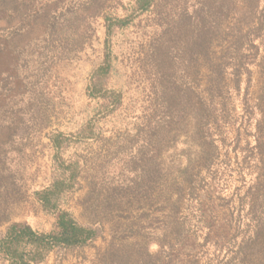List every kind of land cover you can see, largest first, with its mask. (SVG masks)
<instances>
[{"label":"rangeland","instance_id":"1","mask_svg":"<svg viewBox=\"0 0 264 264\" xmlns=\"http://www.w3.org/2000/svg\"><path fill=\"white\" fill-rule=\"evenodd\" d=\"M86 2L52 43L0 51L12 76L0 75V234L54 231L36 192L57 159L75 160L65 177L78 189L59 206L101 234L41 264H264V245L241 251L239 235L264 214V0H155L144 13L134 0L61 5ZM107 17L130 21L115 26L100 75ZM93 83L108 102L89 96ZM53 132L67 136L58 154Z\"/></svg>","mask_w":264,"mask_h":264},{"label":"trees","instance_id":"2","mask_svg":"<svg viewBox=\"0 0 264 264\" xmlns=\"http://www.w3.org/2000/svg\"><path fill=\"white\" fill-rule=\"evenodd\" d=\"M134 1L136 11L140 13L147 12L155 2V0ZM249 1L238 0V4L248 5ZM61 2L63 0H52V2L48 0H0V51L10 52L19 46L28 48L52 43L54 35L64 31L70 22L74 21L73 16L78 17L81 12H85L89 8L88 2H86L88 4L81 3L79 6H70L71 3L62 6ZM253 2L256 3V1ZM226 8L230 11V4ZM244 9L249 11L250 16H253V12L248 6ZM223 11L226 12L224 8ZM129 21V19L116 17L105 18L104 61L97 71L100 75L107 74L111 67V39L115 26L118 28L127 27ZM247 39L238 36L237 42L238 45H241V49L244 48ZM223 64L213 67L215 81L220 80L222 82L227 75L226 67ZM0 75L2 77L7 76L3 78L6 82L10 80L8 77H12L10 71H1ZM239 75L241 76L240 69L236 67L231 76ZM219 87L223 92V85H219ZM95 88L96 85L93 83V92L89 96L108 102L107 100L110 98L102 94L101 90L99 91L100 95H97ZM115 107L113 106V110ZM108 108L110 110V104ZM262 120H264L263 113ZM259 131L263 133L264 138V130L260 129ZM49 138L53 149L58 154L62 141L67 136L63 133L53 132ZM55 164L59 174L54 176L49 187L36 192V197L44 211L55 216V230L49 233H40L28 224L9 226L5 233L0 234V257L5 259L7 264H41L54 250L84 247L96 240L101 234L99 226L82 224L70 212L59 206V199L64 193L78 189L77 175L65 177L69 169L73 170L75 166H78V162L74 160L60 163V160L57 159ZM250 209L251 213L253 207ZM255 217L252 219L250 217L251 222L248 230L245 229V233L239 234L242 237L241 251L245 252L252 243H255L258 245V251L262 252L264 214Z\"/></svg>","mask_w":264,"mask_h":264}]
</instances>
